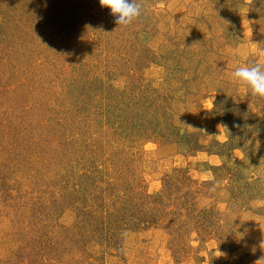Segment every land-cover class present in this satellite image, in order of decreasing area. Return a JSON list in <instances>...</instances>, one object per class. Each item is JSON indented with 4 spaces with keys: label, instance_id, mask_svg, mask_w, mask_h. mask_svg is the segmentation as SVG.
Here are the masks:
<instances>
[{
    "label": "rangeland",
    "instance_id": "374dc122",
    "mask_svg": "<svg viewBox=\"0 0 264 264\" xmlns=\"http://www.w3.org/2000/svg\"><path fill=\"white\" fill-rule=\"evenodd\" d=\"M137 2L0 0V264H264V11Z\"/></svg>",
    "mask_w": 264,
    "mask_h": 264
},
{
    "label": "clouds",
    "instance_id": "9594fccd",
    "mask_svg": "<svg viewBox=\"0 0 264 264\" xmlns=\"http://www.w3.org/2000/svg\"><path fill=\"white\" fill-rule=\"evenodd\" d=\"M261 2L264 3V0ZM99 3L110 9L119 26H129L142 15V6L137 0H99ZM232 78L250 89L253 96L264 98V64L238 67L233 71Z\"/></svg>",
    "mask_w": 264,
    "mask_h": 264
},
{
    "label": "trees",
    "instance_id": "16d2710c",
    "mask_svg": "<svg viewBox=\"0 0 264 264\" xmlns=\"http://www.w3.org/2000/svg\"><path fill=\"white\" fill-rule=\"evenodd\" d=\"M253 8H256V10H259V11H262L263 12L264 11V3H262L261 0H255V2L253 4ZM3 89L4 88L0 87V101L4 100V97L1 95V94H4ZM193 202H195V200ZM192 205H194V204H191V209L192 210L193 209L196 210V207L195 206H192ZM197 217H200V216H197Z\"/></svg>",
    "mask_w": 264,
    "mask_h": 264
}]
</instances>
